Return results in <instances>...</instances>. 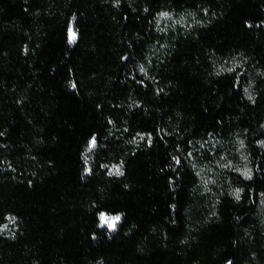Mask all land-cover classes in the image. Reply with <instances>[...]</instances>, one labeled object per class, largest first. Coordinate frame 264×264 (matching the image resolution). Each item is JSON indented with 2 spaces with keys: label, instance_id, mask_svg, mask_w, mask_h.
<instances>
[{
  "label": "trees",
  "instance_id": "obj_1",
  "mask_svg": "<svg viewBox=\"0 0 264 264\" xmlns=\"http://www.w3.org/2000/svg\"><path fill=\"white\" fill-rule=\"evenodd\" d=\"M229 262L264 264V0H0V264Z\"/></svg>",
  "mask_w": 264,
  "mask_h": 264
},
{
  "label": "snow or ice",
  "instance_id": "obj_2",
  "mask_svg": "<svg viewBox=\"0 0 264 264\" xmlns=\"http://www.w3.org/2000/svg\"><path fill=\"white\" fill-rule=\"evenodd\" d=\"M161 15H167V13H162ZM94 142H95V140L93 138V141H91L90 143H94ZM100 219H101V225H100L101 227L104 224H107L108 228L112 229L115 226L114 222L116 220H119V216L117 215V216H113V217L108 218V217H106V215L104 213H100ZM229 264H231V262H229Z\"/></svg>",
  "mask_w": 264,
  "mask_h": 264
},
{
  "label": "rangeland",
  "instance_id": "obj_3",
  "mask_svg": "<svg viewBox=\"0 0 264 264\" xmlns=\"http://www.w3.org/2000/svg\"><path fill=\"white\" fill-rule=\"evenodd\" d=\"M240 169V171L244 174V175H247L249 173V165L247 163V161L245 160H242L240 162V165L238 167ZM108 218L112 217V216H106ZM100 223H101V220H100ZM115 223V222H114Z\"/></svg>",
  "mask_w": 264,
  "mask_h": 264
}]
</instances>
